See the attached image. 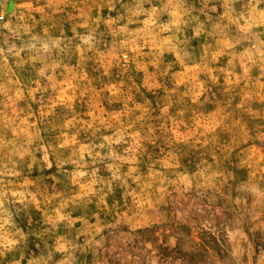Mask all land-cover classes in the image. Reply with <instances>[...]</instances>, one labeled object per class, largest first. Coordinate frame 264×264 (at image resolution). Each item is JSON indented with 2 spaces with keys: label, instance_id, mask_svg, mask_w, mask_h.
<instances>
[{
  "label": "rangeland",
  "instance_id": "obj_1",
  "mask_svg": "<svg viewBox=\"0 0 264 264\" xmlns=\"http://www.w3.org/2000/svg\"><path fill=\"white\" fill-rule=\"evenodd\" d=\"M0 264H264V0H0Z\"/></svg>",
  "mask_w": 264,
  "mask_h": 264
}]
</instances>
